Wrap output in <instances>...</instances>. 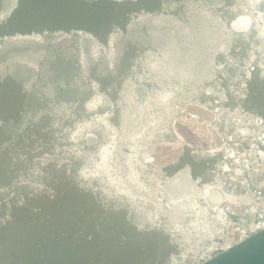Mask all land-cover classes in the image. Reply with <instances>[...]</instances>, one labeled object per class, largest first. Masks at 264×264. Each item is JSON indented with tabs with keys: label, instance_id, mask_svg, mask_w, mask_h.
Segmentation results:
<instances>
[{
	"label": "water",
	"instance_id": "95a60500",
	"mask_svg": "<svg viewBox=\"0 0 264 264\" xmlns=\"http://www.w3.org/2000/svg\"><path fill=\"white\" fill-rule=\"evenodd\" d=\"M0 264H264V0H0Z\"/></svg>",
	"mask_w": 264,
	"mask_h": 264
}]
</instances>
